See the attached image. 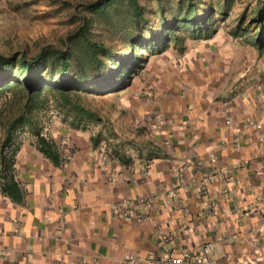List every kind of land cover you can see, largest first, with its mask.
Segmentation results:
<instances>
[{"label": "crops", "instance_id": "obj_1", "mask_svg": "<svg viewBox=\"0 0 264 264\" xmlns=\"http://www.w3.org/2000/svg\"><path fill=\"white\" fill-rule=\"evenodd\" d=\"M189 41L146 60L134 86L113 91L114 110L77 127L54 115L39 135L57 158L17 132L15 198L0 179V264H154L204 243L210 258L264 264V48L246 54L219 31ZM151 192L156 204L141 203Z\"/></svg>", "mask_w": 264, "mask_h": 264}, {"label": "trees", "instance_id": "obj_2", "mask_svg": "<svg viewBox=\"0 0 264 264\" xmlns=\"http://www.w3.org/2000/svg\"><path fill=\"white\" fill-rule=\"evenodd\" d=\"M141 1L90 0L75 4L81 13L76 18L71 15L75 26L61 40L59 47L44 45L33 53H0V94L11 86H18L24 95L23 106L17 114L0 120L4 129L0 141L1 187L12 198L17 192L12 173L17 132L26 127L29 133L35 135L37 149L48 158H57L51 148L52 143L39 135L41 128L36 125L35 112H32L45 101H37L44 89L64 101L71 96L68 119L64 121L70 127H77L80 121L92 117L93 113L79 103L76 92L88 88L85 90L107 93L126 88L143 67L147 56L159 54L169 46L180 49L185 38L199 41L214 34L213 15L226 16L230 3L224 0L216 12L211 4L198 5L193 0H185L186 11L181 16L165 17L164 0H153L152 4ZM122 10L131 18L133 33L126 42L127 49L119 50L114 45L113 36L121 26V20L116 16L122 15ZM250 10V20L255 28L245 40L256 48H264V0H255ZM157 14L160 16L159 23H154L149 15L155 17ZM95 25L98 30L94 32ZM11 112L9 110L6 114Z\"/></svg>", "mask_w": 264, "mask_h": 264}, {"label": "rangeland", "instance_id": "obj_3", "mask_svg": "<svg viewBox=\"0 0 264 264\" xmlns=\"http://www.w3.org/2000/svg\"><path fill=\"white\" fill-rule=\"evenodd\" d=\"M90 0H0V53L9 52H30L33 53L44 45H51L59 47L61 40L66 37L67 33L75 26V20H71V15L78 17L80 9L75 4L86 3ZM142 0L141 3H144ZM153 0H146L147 4H152ZM198 5L202 3L211 4L212 7L218 12L224 0H193ZM229 10L226 16L222 18L218 14L213 15L215 19L214 25L216 31H219L224 36L235 37V41L239 42L240 50L245 51L246 54L251 52V47L241 44L240 40H245L250 37L255 28L254 22L251 18V10L255 0H229ZM166 4L164 9V16L170 15L181 16L186 11L185 0H164ZM170 10V11H169ZM122 15L116 16L121 20V26L113 36L116 41L114 45L119 50L127 49V40L131 37L133 29L131 27V18L124 10L121 11ZM149 18L154 23H157L160 16L157 14L155 17L149 15ZM77 20V19H76ZM159 23V22H158ZM94 32L98 30V26L93 27ZM236 30V31H235ZM245 31L247 34H241L238 37V32ZM237 37H236V36ZM242 36V38H241ZM246 41V40H245ZM187 42V43H186ZM189 44V39H186L183 44ZM171 47V46H169ZM167 48L165 51H172L173 49ZM147 56V61L151 56ZM144 65V64H143ZM140 70L131 78L128 87L135 85L138 79ZM88 89V88H85ZM79 90L75 95L79 103L88 110L108 111L114 110L117 103L116 95L113 92L96 93L93 90ZM113 93V94H108ZM70 94V93H69ZM72 94V93H71ZM23 91L18 86H11L6 89L5 93L0 94V120L4 116L15 115L17 111L23 106ZM73 97V96H72ZM75 97V96H74ZM76 98V97H75ZM67 101L62 100L57 94L50 90L44 89L37 98V101L45 100L42 104H38V109H33L35 112L34 119L36 125L40 128L48 127L50 120L54 119L55 115L63 120L68 119L67 108L71 96H68ZM11 110V114H6ZM101 113V112H99Z\"/></svg>", "mask_w": 264, "mask_h": 264}, {"label": "built area", "instance_id": "obj_4", "mask_svg": "<svg viewBox=\"0 0 264 264\" xmlns=\"http://www.w3.org/2000/svg\"><path fill=\"white\" fill-rule=\"evenodd\" d=\"M158 126H156L157 128ZM101 160H105L107 156L105 154H101L99 157ZM182 169L179 168L175 171L174 178L172 183L169 185L167 190L164 193V201L169 202L172 201V197L176 196L178 197V190L181 186H183V178H182ZM223 174V173H221ZM224 176V174H223ZM210 177H213V175H210ZM229 180V178H228ZM232 180V178H231ZM224 193L226 192L225 189L222 190ZM201 194H205L206 190L204 187L200 190ZM158 196L151 192L147 194L146 196L140 198V202L144 203L146 205L156 204ZM126 200L119 199L112 203V208H116L119 210H122V207L125 206ZM181 206L185 207V202L180 201ZM214 205L212 201H209L207 204V207L210 206L211 211L214 212V209L211 207ZM259 211V210H258ZM117 216L120 219H132L134 216H131L130 214L121 211L117 214ZM211 248L210 243H204L203 245H200L197 248L198 254L196 257H190V256H174V255H162L154 260V264H242L240 262H233L232 260L228 258H221V259H213L208 256L209 250ZM123 260L125 262H131L132 257L129 255H124Z\"/></svg>", "mask_w": 264, "mask_h": 264}]
</instances>
